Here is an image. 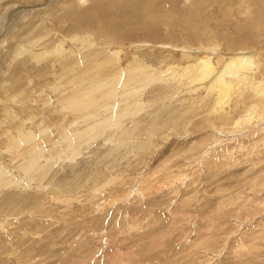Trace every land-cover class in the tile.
Listing matches in <instances>:
<instances>
[{
	"label": "bare ground",
	"instance_id": "1",
	"mask_svg": "<svg viewBox=\"0 0 264 264\" xmlns=\"http://www.w3.org/2000/svg\"><path fill=\"white\" fill-rule=\"evenodd\" d=\"M86 1L89 0H44L40 2L44 5L40 7L41 9L33 8L34 6L29 4L28 7L16 10L13 8L14 4L24 3V0H0V12L5 9L0 15L2 24L0 57L4 60L12 61V58L15 60L14 68L11 67V71L5 76H0V163L8 158L10 167L24 175L27 180L25 183L34 182L36 178L41 179L47 173L52 161H58L61 154L65 155L66 152V158L74 154L77 156L82 145H89L100 138L105 143H112L111 152L120 148L131 153L135 150L140 158H144L151 154V148L157 147V140H165L169 135L180 138L184 134L193 136L205 132L210 138L193 145L188 143L183 149L178 148L172 157L159 165L160 167L150 175L152 177L164 169L167 172L162 178L166 181L173 179L171 182L174 183L175 178L179 180L182 175L170 172V165L167 166V163L180 158L186 165L191 164L190 169L193 167L189 173L190 178L187 177L188 173L185 177L189 183H194L199 170L192 164L198 159H202L207 179L209 170L210 178L224 166V160L230 161L231 165L235 164L236 153H242V156L247 158L246 162L256 154L264 155V0H187L192 4L186 8L181 7L183 10L176 9L179 0H105L108 2L95 4L97 7L92 9L83 7L82 11L77 10L80 4ZM54 4L57 5L56 10L52 11ZM114 11L117 12L115 16L113 15L115 18L111 16L110 19L109 14ZM22 13L34 14L35 16L31 18L34 21H26V26L24 25L26 22L20 24L21 18L15 17ZM9 14L13 15V18L8 16ZM175 16L178 17L177 22H172ZM121 20L137 24L136 29L143 35L149 33L153 26H168L172 30L174 26L180 28L181 24L185 23L198 37L196 44L200 45L198 51L200 50L203 56L197 58V63L194 64L182 62L177 68H171L169 65L164 75L155 70L154 65L134 56L137 53L123 63L127 55L121 58L120 50L111 51L103 45L104 41L109 43L107 37L121 39L124 36L123 30L119 28V25H123ZM66 22L69 25L67 24V29L62 32L61 29ZM59 25L62 28H58ZM154 35L149 34L145 37L152 40ZM140 41L142 42V39ZM182 45L185 50L193 49L184 41ZM222 45L226 46V51H223ZM217 47L220 48L219 51L216 50ZM211 54L213 57L209 56ZM16 55L18 57H15ZM165 55L161 59L168 60L169 58H166L168 56ZM161 62L157 61L159 64ZM145 80L160 83L167 97L176 90H183L188 84H194L195 91L203 90L204 95L192 101L186 99L173 101L174 104L167 107H165L167 103H162L166 117L159 119L157 109L153 113H149V110L155 101L160 104L158 99L161 98V94L155 92V96L144 101L141 98L140 85ZM146 113H149L148 117L151 116L150 121L145 120ZM140 114L143 115L142 119L136 121ZM214 117L217 118L216 122ZM29 124H34L36 130L44 134L43 137L50 138L53 131L55 140L45 138L48 149L40 142L41 139L38 141L37 131L32 130ZM167 131H170V134ZM217 134L220 135L218 140L211 143ZM213 135V141L205 143L211 140ZM228 143L235 146L228 148L226 147ZM107 155L110 154H106V157ZM2 166L0 164V191L8 187L24 186L11 176L13 172L9 174L10 168L4 171L2 168L5 166ZM178 169L180 170V167ZM263 175L264 171L254 173L252 179L242 182H246L245 186L249 191L261 190L262 194ZM151 177L140 180L135 188L133 186L134 191L123 189L122 196H128L138 190L152 189L153 184H148ZM118 184H123L122 178L108 174L102 176L94 183L96 187L92 186L90 189L96 195L104 191L106 186ZM59 188L61 189V185ZM63 190L64 188L60 191ZM52 196L51 198L60 202H66L68 199L56 197L58 195ZM116 199L118 198L111 197L106 201L114 203ZM105 200L102 199V203H105ZM253 201L255 202L252 197L249 199L221 197L218 204L210 207L209 214L204 213L200 216L199 232L197 231L192 247L203 253L215 252L213 248L217 241L216 233L213 231L215 228L219 231L222 225H226V219L233 217L248 221L254 216L261 217L254 214L253 211L256 210L254 206L252 210L249 205L247 206V203ZM3 202L0 204V214L7 212L13 216L17 213L16 209L20 207V202L18 204L13 201L12 204ZM66 204L68 205L67 202ZM32 210L31 208L26 210L27 214L29 215ZM262 211L264 212V207ZM215 218H218L217 224ZM6 219L1 218L0 222ZM261 225L258 234L264 236L263 222ZM128 227L131 229L133 225ZM126 228L124 227V233L127 232ZM234 245L231 247L232 250L244 247L242 238H238ZM116 248L119 250H113H116L117 264H135L130 257L133 254L130 249L123 253L121 247ZM124 256L130 258L126 260ZM82 260L81 258L78 262L82 264ZM170 264H178V261Z\"/></svg>",
	"mask_w": 264,
	"mask_h": 264
},
{
	"label": "rangeland",
	"instance_id": "2",
	"mask_svg": "<svg viewBox=\"0 0 264 264\" xmlns=\"http://www.w3.org/2000/svg\"><path fill=\"white\" fill-rule=\"evenodd\" d=\"M24 1V3L14 4L13 8L17 10L18 8L28 7L29 4H32L34 6L33 8L38 7L37 9L44 7V5L41 4L44 0ZM97 1H86L84 2L85 4H80L77 10L82 11L86 8L92 9L105 0ZM179 1L180 3H177L176 7V9L179 8V10H183V8L192 4L191 1L189 2L187 0ZM106 2L108 1L104 3ZM92 4L93 6H91ZM56 6L57 5L54 4L51 10L55 11ZM81 6L82 8H80ZM4 10L3 8L2 12H4ZM2 12H0V15ZM116 13V11L111 12L109 18L111 16L113 18ZM19 15L15 17V19L21 18L19 19V22L22 21L20 24L26 21L29 22L32 20L31 18L35 16L32 13L28 15L22 13L20 16ZM8 16L13 18L11 14ZM203 17H205V15H203ZM177 19L178 17H173L172 22H177ZM27 22L24 24L25 26ZM121 22L123 25H119V28L121 27V30H123L124 36L121 39L107 37L109 43L104 41L103 45L108 47L111 51L120 50L121 58L127 55V57H124L123 63L137 53L134 56L144 60L147 64L154 65V69L159 70L160 74L164 75L169 65H171V68H177L182 62L194 64L197 63V58L203 56L200 50L198 51L200 45L196 44L198 37L194 35V32H192L185 23H182L180 28H175L174 26L172 30H170L168 26H153V29L151 28L149 33L143 35L136 29L137 24L131 22V25L123 20H121ZM67 24L66 22V26L63 25V28L59 25L58 28H62L61 30L64 32L69 25ZM220 24L224 26L223 23ZM0 26L2 28V24H0ZM58 30L61 31L60 29ZM1 32L2 30L0 33ZM149 34H155L152 40L146 38ZM169 36H171V38ZM140 39H142V42ZM183 41L193 49H183ZM99 42H101V40H99ZM24 45L26 44H23V46ZM173 45H175V47ZM222 48L223 51H226L225 45H222ZM169 50H171V52ZM216 50L219 51L220 48L217 47ZM167 51H169V53ZM185 54L187 56H185ZM164 55L168 56L166 58L169 59H161ZM209 56L213 57L212 54ZM15 57L18 56L16 55ZM2 58L3 57H0L1 77L8 74L11 69L14 68L13 64L15 63V60L13 61L14 58H12L13 62L9 59L4 60V58ZM157 61L162 62L159 64ZM165 61L175 63L169 64ZM144 82L142 83L144 85L143 87L142 84L140 85L142 89L140 91L142 92L141 98L144 101L155 96L157 92L161 94V98L158 99L160 104L155 101L154 104L150 106L149 110V113H153V111L157 109L159 119L166 117V113L163 109L164 107L161 105L162 103H167L165 105V107H167L174 104L173 101L183 99L192 101L202 96V94L204 95L203 90L195 91L193 87L194 84H188L183 90H176L172 95L169 94L167 97L161 89L162 85H160V83H153L151 80H145ZM157 106L161 107L158 108ZM149 113L144 115L145 120L150 121L151 116L148 117ZM142 116V114L138 115L136 121L142 119ZM216 121L217 118L214 117V122ZM29 126L32 130L35 129V131H37L38 141L41 139L40 142L48 149L49 147L46 144L47 140L45 139L48 136L43 137L44 134L41 132L39 133L34 124H29ZM167 133L170 134V131H167ZM214 135L211 136V140L205 143L213 141ZM209 136L210 135L205 132L193 136L184 134L180 136V138L179 136L170 137L169 135L165 140H157V147L151 148V154H147V157L145 156L144 158H140L135 150L131 153L127 151V149L120 148L117 151L111 152L112 143H105L100 138L89 145H82L79 148L80 152L77 156H75V154L71 155L74 158L71 156V158L68 156L66 158L67 153L64 151L65 155L61 154L60 159H57L58 161H52L53 163L49 166L50 168L47 173L43 175L41 179L38 178L41 182L37 178H34L39 182L37 183L33 179L34 182L28 181L30 184H28V182H26L27 184L25 183L27 180L24 178L23 174L10 167L8 158H6L0 163L1 166L3 165L2 167H6L2 169L8 171L10 168L9 174L13 172L11 176H13L14 179L16 178L15 180H18L20 184H24V186H19L17 188L8 187L1 189L2 192L0 191V200L2 199L0 204L3 201V203L7 202V204H12L11 201L17 204L20 202V207L16 209L17 213L15 215L10 216L7 212L0 214V219L7 218L5 221L1 220L0 222V264H78L81 258L83 259L82 264H117L116 262H118V259L116 257V250L119 249L116 248V246H119V248L121 247L123 253L130 249L133 253H131L132 255L130 257L133 258L132 260L135 264H170L174 261H178V264H264V236H259L258 234V231L262 228L261 222H263L264 225V221H262L264 220V212L262 211L264 207V200L262 199L264 198V193L260 194L261 190L249 191L245 186L247 185L246 182H242V180L247 181L249 178L252 179L254 173L264 171V164H262L264 163V155L256 154L246 162L245 159L247 158L242 156V153H236L234 156L235 164L231 165L230 161L224 160V166L218 169L215 175L212 174L210 178L209 170L207 179H205L206 169H204L205 167L202 165V159H198L192 164L199 170V173L195 177L197 183L196 181L194 183H189L187 179L190 178L189 173L192 171L193 167L190 169L191 164L186 165L180 158H175L177 161L175 159L169 161L167 166L170 165V172H175L174 174L177 172L178 175H182L180 178L181 180L183 179L182 183L181 180L179 179V181L177 178H175L176 180L174 183L171 182L173 179L168 181L163 179L165 172H167L164 171V169H161L162 172L158 171L152 177L150 176L169 157H172L171 155L178 151V148L183 149L188 143L192 145L200 143L201 140L210 138ZM219 136L220 135L217 134L216 139L214 138V141L211 143L218 140ZM55 138L56 136L52 131L51 137L47 139L53 141ZM227 145L226 147L228 148L235 146L233 143H228ZM105 153L111 156L107 155L106 157ZM178 167H180V170ZM188 168L190 170H187ZM118 170L119 172H117ZM17 173L19 174L17 175L18 177L16 176ZM187 173L188 178L185 177ZM108 174L115 177L118 175L119 178H122L123 184L106 186L101 193H97L96 195L93 194L90 188H92V186L96 187L94 183L100 180L102 176ZM21 176L24 182L21 181ZM147 177H151V181L148 184H153L154 187H152V189L149 188L150 190L148 189L147 191L138 190L133 194H128V196H122L123 189L126 188L125 190L127 191H134L136 184L139 183L140 180H145ZM148 184L145 185V187L148 186ZM170 184L172 186H170ZM60 185L61 189L59 188ZM62 188H64V192L60 191ZM104 194L108 199L111 197L118 199L114 200V203H109V200L106 201L107 198ZM124 194H126V192H124ZM52 195H58L56 197L62 196L64 199L68 198L66 200L68 205L64 201L60 202L54 200L51 198L53 197ZM6 196L8 197L6 198ZM119 197H121V199H119ZM221 197H223V199H228L229 197L231 199L243 197L244 199H249L252 197L255 202L247 203V206L249 205L251 210L254 206L257 210H255L256 212L253 211L254 214L261 215V217L254 216L248 221L238 218L237 221V219L233 217L228 219H226V217L224 218L226 219L225 221H227L226 225H222L219 231L216 230V228L213 231L216 233L215 238L217 241V244L215 242L213 248L215 252L207 253L204 251L203 253L198 250V248L195 250L192 244L196 234L199 232L198 227L201 222L200 216L204 213L209 214L208 211H210V207L213 205L215 206L216 203L218 204ZM102 199L105 200V203H102ZM257 201L260 203L257 204ZM101 203L103 204L102 207H100ZM2 207H4V205ZM29 208L33 210L28 215L26 210ZM216 219L218 220V218L214 219L217 224ZM131 225H133V227L128 229V226L131 227ZM2 227L4 228L2 229ZM124 227H127V232L125 233ZM254 235L256 237H254ZM217 236L219 238L218 240ZM240 237L242 238L244 247H238L236 250H232L231 247L235 246V242H237V239ZM154 240L155 242H153ZM249 245H251V250L248 249ZM124 258L126 260L129 259L127 256H124Z\"/></svg>",
	"mask_w": 264,
	"mask_h": 264
}]
</instances>
